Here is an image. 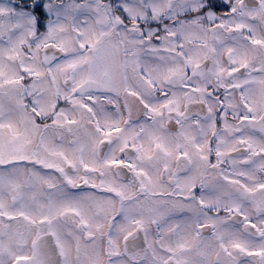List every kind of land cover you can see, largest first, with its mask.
Returning a JSON list of instances; mask_svg holds the SVG:
<instances>
[{
	"label": "flooded vegetation",
	"instance_id": "af4514ba",
	"mask_svg": "<svg viewBox=\"0 0 264 264\" xmlns=\"http://www.w3.org/2000/svg\"><path fill=\"white\" fill-rule=\"evenodd\" d=\"M0 143V261L264 264V0H0Z\"/></svg>",
	"mask_w": 264,
	"mask_h": 264
},
{
	"label": "rangeland",
	"instance_id": "374dc122",
	"mask_svg": "<svg viewBox=\"0 0 264 264\" xmlns=\"http://www.w3.org/2000/svg\"><path fill=\"white\" fill-rule=\"evenodd\" d=\"M94 25H90L89 27H88V29H90L91 27H93ZM87 29V28H86ZM71 32H69V34H70ZM72 34V33H71ZM70 34V35H71ZM64 39V38H63ZM62 39V40H63ZM65 40V42H68L69 44L67 45L66 44V46H68V52H69V54H70V52H72V54H74V52L75 51H77L78 52V50L79 49H77V47L75 46V44H74V36L73 35H71L70 37H69V39H67V38H65L64 39ZM80 54H78V56H79ZM76 61H79L78 59H71V60H69V61H67V62H63V65L65 66L66 64H71V63H73L74 65L71 67V68H74V69H76V68H79V72H81L82 73V71H80V68L82 67V66H79L80 65V63H74V62H76ZM64 66H63V68H64ZM86 70V69H85ZM88 70V69H87ZM83 72H84V70H83ZM43 75H45L44 73H43ZM49 94V93H48ZM27 120H29V118H27V117H25ZM22 122V121H21ZM87 130H89V129H87ZM85 131H86V129H85ZM87 132H89V131H87ZM91 133V132H90ZM1 135H5V133H1ZM7 143H9V140L7 141ZM86 143L89 145V141L87 140L86 141ZM0 147L3 149V147H2V143H0ZM2 149H0V152H2ZM5 152V154H14V150L12 149H9V150H5L4 151ZM26 171L24 170V169H22L21 168V170H18L14 175L12 174L13 173V170L11 169L10 170V172H4V170H1L0 169V205H7L8 204V199H9V197H12V195H13V190H15L16 191V186L14 185V187H13V183L15 182L16 184H22L23 182V180H24V177H25V175H26V173H25ZM10 174H12V177H9L8 175H10ZM23 174V175H22ZM20 175H22V177H20ZM8 177V178H7ZM19 178V179H17V178ZM22 182V183H21ZM24 193H29V191L27 190H24ZM16 207H20V208H22V206L21 205H17V206H15L14 204H11V211H14V210H16L17 208ZM2 216L0 215V225L2 224ZM13 221H15V220H13ZM15 231L16 230H13V231H11L10 233H12V235H8V236H6V235H4L3 233V231H1V228H0V240H3V243H5V244H7V245H9L10 243H9V240H14V241H16L17 242V234L15 233ZM226 232V231H225ZM18 233V232H17ZM233 236H231V237H227V239H231ZM236 239H238V242L239 243H241V244H244V245H246L247 247H249V248H254V247H257V246H261V247H263L264 246V244L263 243H261V242H258V241H255V240H251L250 238H248V237H246L244 234H242V236L241 235H239V234H237L236 235ZM5 241V242H4ZM10 248V247H9ZM13 249H15L16 251H13ZM18 254V247H15L14 246V248L12 247V252H11V254L10 255H13L12 256V258H9L8 259V257L7 256H3V258L4 259H6V261H0V264H11V262L12 261H14V257L16 256ZM3 259V260H4ZM8 259V260H7ZM212 258L210 257V260H211ZM214 262V261H213ZM205 263V261H203V260H201L200 262H199V264H204ZM208 264H209V262H207ZM206 263V264H207ZM196 264V263H195Z\"/></svg>",
	"mask_w": 264,
	"mask_h": 264
},
{
	"label": "water",
	"instance_id": "95a60500",
	"mask_svg": "<svg viewBox=\"0 0 264 264\" xmlns=\"http://www.w3.org/2000/svg\"><path fill=\"white\" fill-rule=\"evenodd\" d=\"M15 264H39L38 259L36 260H30V259H20Z\"/></svg>",
	"mask_w": 264,
	"mask_h": 264
}]
</instances>
